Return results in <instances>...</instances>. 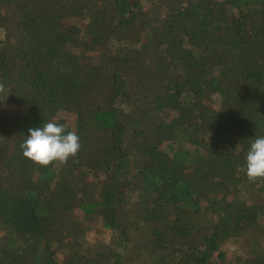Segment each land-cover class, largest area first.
Listing matches in <instances>:
<instances>
[{
	"label": "trees",
	"instance_id": "16d2710c",
	"mask_svg": "<svg viewBox=\"0 0 264 264\" xmlns=\"http://www.w3.org/2000/svg\"><path fill=\"white\" fill-rule=\"evenodd\" d=\"M0 82V264H264V0H0Z\"/></svg>",
	"mask_w": 264,
	"mask_h": 264
},
{
	"label": "clouds",
	"instance_id": "9594fccd",
	"mask_svg": "<svg viewBox=\"0 0 264 264\" xmlns=\"http://www.w3.org/2000/svg\"><path fill=\"white\" fill-rule=\"evenodd\" d=\"M9 92H6L4 83L0 82V93H4V99ZM20 147L24 157L47 167L54 162L66 164L69 157L76 156L81 145L75 131L66 130L64 125L49 121L41 127L29 128ZM237 172H244L249 181L264 180V136L256 137L251 142L245 164Z\"/></svg>",
	"mask_w": 264,
	"mask_h": 264
}]
</instances>
